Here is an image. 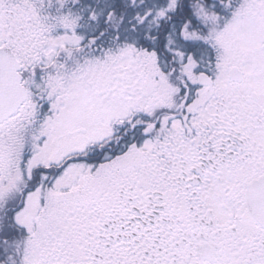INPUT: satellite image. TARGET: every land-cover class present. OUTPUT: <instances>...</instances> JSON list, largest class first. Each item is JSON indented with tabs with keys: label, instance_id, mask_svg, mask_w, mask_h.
<instances>
[{
	"label": "snow or ice",
	"instance_id": "6c2138e0",
	"mask_svg": "<svg viewBox=\"0 0 264 264\" xmlns=\"http://www.w3.org/2000/svg\"><path fill=\"white\" fill-rule=\"evenodd\" d=\"M0 264H264V0H0Z\"/></svg>",
	"mask_w": 264,
	"mask_h": 264
}]
</instances>
